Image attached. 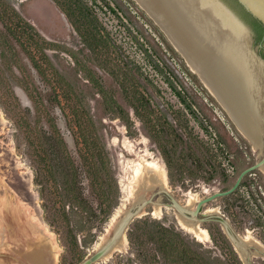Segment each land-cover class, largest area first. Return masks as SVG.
Returning a JSON list of instances; mask_svg holds the SVG:
<instances>
[{"label":"rangeland","instance_id":"rangeland-1","mask_svg":"<svg viewBox=\"0 0 264 264\" xmlns=\"http://www.w3.org/2000/svg\"><path fill=\"white\" fill-rule=\"evenodd\" d=\"M6 1L48 41L50 61L80 93L108 153L111 177L100 191L84 182L92 211L72 205L66 196L59 199L63 209L43 207V195L50 197L56 187L45 175L37 130H49L54 123L75 152L77 131L68 109L53 100L54 78L48 74L46 80L36 72L0 23V35L6 38L0 46V264H45L48 247L57 251L56 264H80L97 247L114 215L130 203L135 173L140 167L147 170L146 162L165 169L167 185L151 189L160 215L149 202L128 224L126 248L92 264H170L161 251L164 228L178 232L211 264H264V250L256 254L255 245L249 246L246 262L220 221L234 235H249L264 249L263 167L246 174L232 193L201 206L198 217L206 219L198 220L207 237L182 226L170 199L185 205L191 193L200 199L228 189L244 167L263 155L264 122L262 140L254 146L136 0H80L108 35V46L101 48L92 40L85 42L66 15L64 8L76 7V0ZM137 88L150 101L153 114L166 119L161 140L130 104L139 103ZM113 100L129 114V127L112 110Z\"/></svg>","mask_w":264,"mask_h":264},{"label":"trees","instance_id":"trees-1","mask_svg":"<svg viewBox=\"0 0 264 264\" xmlns=\"http://www.w3.org/2000/svg\"><path fill=\"white\" fill-rule=\"evenodd\" d=\"M76 1V7L67 5L64 11L82 39L85 42L94 41L96 47H107L108 43L105 38L108 35L105 34L104 27L99 23L94 12L88 6L83 5L80 0ZM227 1L245 21L253 26L256 32V40H259L264 33V26L239 9L232 1ZM86 20H89L90 23H86ZM0 23L5 29L6 35L11 36L21 47L36 72L43 79L47 80L48 74L54 78L56 85L53 89V100L62 110L68 109L70 121L77 131L75 138L76 153L68 147L54 123L49 126V130H37V138L40 142L38 152L43 155L44 161L47 162L45 175L53 180L56 187L55 192L50 194V197L43 195L44 202L42 205L46 211L63 209L59 199L61 196H66L72 205L82 210L92 211L91 201L86 194L84 182H88L92 191H100L103 185L110 183L111 170L108 153L95 131L90 114L83 106L82 97L73 87V84L65 79L50 61L45 51L48 41L38 31L34 30L32 25L20 16L17 10L6 0H0ZM5 42V36L0 35V46L3 47ZM100 89L103 94H106V89L102 85ZM136 92L139 103L130 101L135 114L153 130L154 136L161 140L165 131L164 122L166 119L155 116L153 114L154 109L147 97L138 88ZM177 95L184 100L180 91H177ZM61 98L64 99V103H61ZM115 102L113 100L114 107L112 110L117 112L125 125L129 127L132 123L129 114ZM57 176L61 178L59 181L56 180ZM241 184H243V180ZM56 194L57 197L59 196L58 203H55ZM163 230L166 232V239L161 244V251L170 264H211L199 251L192 248L178 232L167 228Z\"/></svg>","mask_w":264,"mask_h":264},{"label":"water","instance_id":"water-1","mask_svg":"<svg viewBox=\"0 0 264 264\" xmlns=\"http://www.w3.org/2000/svg\"><path fill=\"white\" fill-rule=\"evenodd\" d=\"M139 5L148 13L153 21L164 32L172 45L185 59L187 65L193 70L208 90L216 97L240 132L250 141L256 138L262 140L261 132L256 137L249 138L240 128L238 122L232 116L225 102L216 94L212 84L225 92L232 104V101L241 110L250 105L246 98L237 90L236 85L243 83L245 77H251L255 85L251 100L254 98L260 103V91L258 74L254 71L253 63L264 67V57L255 49L249 26L238 16L233 8L224 0H209L220 8L245 34V43L235 38L221 23L218 14H212L209 6L204 0H136ZM241 10L259 21L264 26V0H233ZM249 74V75H248ZM236 82L231 86L230 79ZM248 78V79H249ZM257 86V87H256ZM260 87V86H259ZM234 89L235 91H233ZM248 98V96H247ZM232 100V101H231ZM257 103H254V106ZM264 165V153L252 164L244 167L237 175L233 184L225 190L212 192L205 197L198 199L193 209H187L180 205L170 196L172 204L183 214L199 220L206 219L198 217L201 206L221 195L232 193L239 185L243 177L254 169H262ZM152 201V195L144 201L131 204L124 214L117 233L110 234V239L97 247L80 264H92L99 261L114 245L120 233L124 232L128 224L140 215L142 207ZM232 242L240 241L239 235H234L227 222L220 220ZM245 246V245H244ZM237 249V248H236ZM250 249V247H249ZM238 251V250H237ZM239 253V252H238ZM249 262V258L246 259Z\"/></svg>","mask_w":264,"mask_h":264},{"label":"bare ground","instance_id":"bare-ground-1","mask_svg":"<svg viewBox=\"0 0 264 264\" xmlns=\"http://www.w3.org/2000/svg\"><path fill=\"white\" fill-rule=\"evenodd\" d=\"M204 1L207 4V6L210 7L209 11L212 14H218L219 15L218 17H221L220 21L223 24V26L229 32H231L232 35L235 36V38L245 43V34L243 33L242 29L237 24H235L227 15H225L223 11L220 8H218L217 5H215L214 3H211L209 0H204ZM253 68H254V71L258 74L257 77L259 78V84L257 85L258 87L257 86L256 87H257V90L259 89L260 91L259 86H262L261 87L262 89L264 88L263 86L264 67L260 64L253 63ZM248 78L249 77H245L243 80V83L240 84L238 82L236 85L237 90L246 98L247 102H249L250 104L249 106L247 105L244 110L242 109L240 110L238 106L232 100H231L232 101V104H231L229 96L225 92H222L217 87L216 84H212L213 85L212 88L216 92V94L225 102L232 116L238 122L240 128L245 133V135L251 138V137H256V134H260V132L262 131L261 125L264 122V103L260 105L255 98H254V101L251 100V98H253L252 92L254 90L255 85L252 84L251 77L249 79ZM230 81L231 82L229 83V85L231 86L234 84V82H236L234 78H231ZM232 90L235 91L234 89ZM255 102L257 103V106L256 105L254 106ZM252 144L254 146H258L260 142L256 138H254V140H252ZM145 164L147 165L146 166L147 168H145L147 170H144V167H140V169H138L135 173L137 177L135 181L133 182V186H131V189H130V194H131L129 198L131 200L130 203L122 211L114 215L113 220L110 222L107 228V232L104 233L102 239L99 241L97 245H100L108 241L110 239V234L117 233V230L119 229L123 216L128 211V208L131 204L140 203L144 201L145 199H147L148 197H150L151 195H153L151 194V189L153 188L154 185H158L160 188H164V186L167 185L166 173H165V169L163 168V166H161L160 164H155L154 162H146ZM262 167L264 171V165ZM197 201H198L197 194L191 193L186 200L185 207H187V209H193L192 207L195 206ZM151 203H152L153 213L156 215H160L161 207L158 204V202L152 200ZM145 209H146V206L142 207V209L140 210V213L145 211ZM176 213H177L178 221L182 224V226H184L186 229L191 230L193 233H195L196 236L200 238L207 237V231L201 226L198 219L187 216L180 211H177ZM239 239L240 241L244 243L243 246L240 244L241 242H236V241H235V246L240 256L244 260L250 258V250H249L250 245H253V246L255 245L257 247V249L254 251L256 254L264 250L254 240V238H252L249 235L245 238L240 236ZM125 248H126V237H125V233L122 232L120 233L118 238L115 240L113 247L102 258L109 256L115 250H123ZM45 253L47 254L46 255L47 259L48 257H50L49 262L46 261L45 264H50V261L51 263L53 262V264H56L57 251H55L53 248L48 247ZM14 264H18L17 261L14 262ZM33 264H44V263L39 262L37 260L35 261L33 260Z\"/></svg>","mask_w":264,"mask_h":264},{"label":"flooded vegetation","instance_id":"flooded-vegetation-1","mask_svg":"<svg viewBox=\"0 0 264 264\" xmlns=\"http://www.w3.org/2000/svg\"><path fill=\"white\" fill-rule=\"evenodd\" d=\"M227 4L230 5V3L227 1V0H224ZM232 1L238 8L239 6L233 1V0H230ZM231 6V5H230ZM232 7V6H231ZM233 8V7H232ZM241 9V8H239ZM233 10L238 14V16L249 26L250 28V32H251V40H252V43L253 45L255 46L257 52L264 57V33L262 34V36L259 38V40H256V32L253 28V26L248 23L247 21H245L241 15L233 8ZM243 11V10H242Z\"/></svg>","mask_w":264,"mask_h":264}]
</instances>
